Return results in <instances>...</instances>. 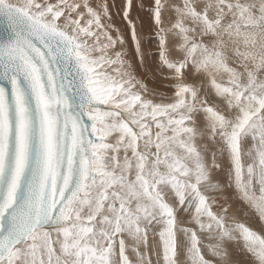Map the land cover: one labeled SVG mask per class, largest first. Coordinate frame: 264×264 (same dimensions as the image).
Listing matches in <instances>:
<instances>
[{"label": "snow or ice", "instance_id": "1", "mask_svg": "<svg viewBox=\"0 0 264 264\" xmlns=\"http://www.w3.org/2000/svg\"><path fill=\"white\" fill-rule=\"evenodd\" d=\"M0 264H264V0H0Z\"/></svg>", "mask_w": 264, "mask_h": 264}, {"label": "rangeland", "instance_id": "2", "mask_svg": "<svg viewBox=\"0 0 264 264\" xmlns=\"http://www.w3.org/2000/svg\"><path fill=\"white\" fill-rule=\"evenodd\" d=\"M145 24H146L145 31L141 35L142 40H146L150 36V33L147 30V18H145ZM149 47L150 46L146 44L145 45V51H148L149 50Z\"/></svg>", "mask_w": 264, "mask_h": 264}]
</instances>
